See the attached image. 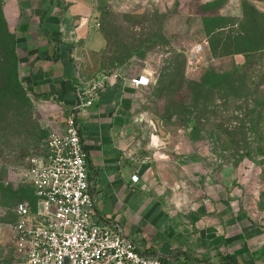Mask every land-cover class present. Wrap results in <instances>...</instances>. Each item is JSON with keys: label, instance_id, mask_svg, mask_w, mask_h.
Wrapping results in <instances>:
<instances>
[{"label": "rangeland", "instance_id": "obj_1", "mask_svg": "<svg viewBox=\"0 0 264 264\" xmlns=\"http://www.w3.org/2000/svg\"><path fill=\"white\" fill-rule=\"evenodd\" d=\"M113 1L97 15L105 47L79 48V76L149 75L148 86L132 89L137 137L171 159H198L205 176H193L191 163L181 186L226 188L246 223L264 227V0ZM7 8L0 0V264H19L15 209L36 206L21 168L45 153L69 113L24 81Z\"/></svg>", "mask_w": 264, "mask_h": 264}, {"label": "crops", "instance_id": "obj_2", "mask_svg": "<svg viewBox=\"0 0 264 264\" xmlns=\"http://www.w3.org/2000/svg\"><path fill=\"white\" fill-rule=\"evenodd\" d=\"M103 5L105 0H8L24 81L68 113L76 102L79 48L84 55L105 47L96 25ZM134 88L129 81L111 79L99 100L77 117L96 197L94 220L121 227L149 257L220 264L223 255L234 253L241 264H264V227L246 223L232 200L235 195L207 183L200 190L182 187L181 168L188 174L187 165L193 164L194 176L200 171L198 159H171L153 141L137 137Z\"/></svg>", "mask_w": 264, "mask_h": 264}, {"label": "built area", "instance_id": "obj_3", "mask_svg": "<svg viewBox=\"0 0 264 264\" xmlns=\"http://www.w3.org/2000/svg\"><path fill=\"white\" fill-rule=\"evenodd\" d=\"M134 87L151 83L147 74L126 77L119 71L100 72L90 79L78 76L76 102L64 126L49 133L45 153L27 157L21 168L32 188L36 206H16L12 244L19 264H186L180 259L149 257L121 227L95 221L96 197L88 173L79 113L93 106L111 79ZM138 176L132 177L137 181Z\"/></svg>", "mask_w": 264, "mask_h": 264}, {"label": "trees", "instance_id": "obj_4", "mask_svg": "<svg viewBox=\"0 0 264 264\" xmlns=\"http://www.w3.org/2000/svg\"><path fill=\"white\" fill-rule=\"evenodd\" d=\"M264 47V46H263ZM263 47H258L256 48V51H261L263 49ZM15 55H16V58L19 59L18 57V53H17V50L15 48ZM19 61V60H18ZM29 87V85H28ZM30 89V87H29ZM31 90V89H30ZM32 91V90H31ZM33 92V91H32ZM35 94V93H34ZM36 95V94H35ZM43 96V95H42ZM46 96V95H44ZM33 198L35 197V195L33 194V192L31 193ZM32 207V206H31ZM33 208V207H32ZM35 208V207H34ZM220 264H241L239 259H238V256L234 253H227L225 255L222 256V260L220 262Z\"/></svg>", "mask_w": 264, "mask_h": 264}]
</instances>
